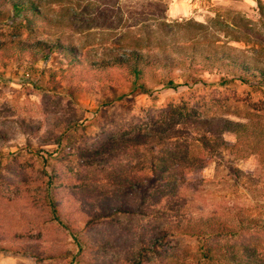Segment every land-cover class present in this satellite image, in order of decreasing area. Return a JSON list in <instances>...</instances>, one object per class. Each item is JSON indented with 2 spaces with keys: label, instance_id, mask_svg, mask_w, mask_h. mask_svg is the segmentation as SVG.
<instances>
[{
  "label": "rangeland",
  "instance_id": "1",
  "mask_svg": "<svg viewBox=\"0 0 264 264\" xmlns=\"http://www.w3.org/2000/svg\"><path fill=\"white\" fill-rule=\"evenodd\" d=\"M46 1V15L78 23L63 40L80 50L81 62L70 65L61 52L19 55L0 47V264H233L223 256L234 245L264 249L259 156L236 160L221 151L206 167L182 159L202 135L190 118L227 112L225 119L240 121L235 115L245 117L252 105L264 108V93L210 71L195 78L176 71L170 77L178 88L149 83L142 90L118 68L82 63L122 53L123 36L151 33L153 17L168 24V44L196 43L264 63V0ZM176 22L184 26L171 27ZM61 32V25L41 22L30 29L24 15L0 7V45L55 43ZM222 78L230 81L222 85ZM169 124L187 132L173 140L155 133ZM139 135L147 137L139 147L94 155ZM224 140L232 144L235 137L225 133ZM159 160L179 169L176 180L159 181V172L155 178L150 170ZM249 215L260 217L262 228L213 239L212 261L196 238L167 234L200 219Z\"/></svg>",
  "mask_w": 264,
  "mask_h": 264
},
{
  "label": "trees",
  "instance_id": "2",
  "mask_svg": "<svg viewBox=\"0 0 264 264\" xmlns=\"http://www.w3.org/2000/svg\"><path fill=\"white\" fill-rule=\"evenodd\" d=\"M46 4L66 6L73 5V1L47 0ZM0 7L9 8L15 15H24L26 25L30 29L38 22L48 27H54L55 25H61L62 27L61 36L55 43L44 40L27 43L19 40L15 44L0 45V47H5L7 51L13 50V53L19 55L29 52L44 55L61 52L68 58L70 65L81 62L79 59L80 50L74 44L63 40V36L67 31L77 33L78 23L71 21V17L67 16L70 18L69 20L63 18L57 21L46 15L43 11L45 7L43 0H0ZM152 20L154 21L153 28L155 30L151 33L146 29H143L144 31L141 29L135 33L133 32L132 35L123 36L122 40L127 48L122 53L111 54L99 60H84L82 63L87 64L90 68L103 70L118 68L125 72L126 77L138 84L142 90H147L149 83L157 84L165 89L178 88L181 84L176 82V77H170L176 71L182 72L181 75H177L178 78H195L197 73L210 71L232 75L242 84L255 87L264 93V63L250 61L245 57L212 47H199L196 43H191L188 47L178 45V42L168 44L166 39H163L164 29L168 27V24L164 20L155 17ZM183 26V24L176 22L171 27ZM151 44H154V47ZM221 81H223L222 85H226L230 80L222 78ZM253 84L256 86H253ZM225 108L227 109V107ZM248 110L245 117L239 114L235 115L240 121L225 119L223 114L227 112H222V115L219 116L214 115V117L190 118L191 123L200 130L202 135L197 140L196 149H192L183 155V161L190 165L195 164L199 167H206L214 161L219 152L226 151L236 160H244L252 155H257L260 158V164L264 166V108L252 105V109ZM154 131L158 136L169 134L171 136L170 140H173V136L177 137L179 134L187 132L182 129H175L170 124L164 128L159 127ZM225 133L233 135L235 142L231 144L225 141ZM143 138L147 137L139 135L134 138L114 140L101 151L95 152L94 155L96 157H106L122 150L139 147ZM166 164L167 162L159 160L157 163H153L150 172L155 174V178L159 176V181L173 182L177 179L180 171L175 167L169 169ZM174 168L176 171L173 174ZM158 172L160 174L156 176ZM163 173L168 174V176L166 178L162 177L161 174ZM55 184L61 185L62 183L56 181ZM50 204L53 213L58 214L60 202L53 197ZM93 218L98 219L99 217ZM262 222L263 220L260 217L252 215L243 218L235 217L232 221L227 222L214 218L200 219L174 226L169 229L167 234L196 238L202 243L201 251L204 257L212 261L215 254L212 246L213 239L217 240L221 237L236 238L239 234L240 237L246 236L253 229H261ZM163 239H157V241ZM223 258L233 264H264V249H261L260 245H234L229 251H226ZM136 264L142 263L138 261Z\"/></svg>",
  "mask_w": 264,
  "mask_h": 264
}]
</instances>
